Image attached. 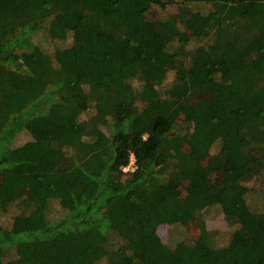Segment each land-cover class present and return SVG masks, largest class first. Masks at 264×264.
<instances>
[{"label":"trees","instance_id":"1","mask_svg":"<svg viewBox=\"0 0 264 264\" xmlns=\"http://www.w3.org/2000/svg\"><path fill=\"white\" fill-rule=\"evenodd\" d=\"M263 175L264 0H0V264H264Z\"/></svg>","mask_w":264,"mask_h":264},{"label":"rangeland","instance_id":"2","mask_svg":"<svg viewBox=\"0 0 264 264\" xmlns=\"http://www.w3.org/2000/svg\"><path fill=\"white\" fill-rule=\"evenodd\" d=\"M193 5L194 6H192V7L194 9L202 10L203 12H205L209 6L207 3H204V2L203 3H194ZM175 10H176V7L174 5H168L166 7V10H162L157 6H153L147 14V19L152 21V22H159V21L166 19L167 15L169 13H174ZM33 41L37 44L40 43V41H41L40 35L38 34L35 37H33ZM69 44H70V39L67 38L64 41L53 40L51 43H45L44 47L47 51L52 53L55 49L61 48V47H67ZM195 46H197V42L194 40H191L188 44V48H193ZM165 68H167V67H165ZM167 70L168 71H167L166 78L162 84L163 87L168 86L172 82L174 75H175L173 69L167 68ZM133 84L135 87H137V88L139 87V83L137 80H134ZM88 114H89V112L83 114L81 116V119H83V120L86 119L88 117ZM27 139H28V136L26 135V133H20L16 137V139L13 141L12 146L20 145L24 141H26ZM216 150H217V144L215 143L211 148V154L212 155L215 154ZM246 185L249 187L250 186L252 187V194L251 195L253 196L254 200H256L258 198V194H257L256 190L259 189V190L264 191V175L259 180L257 177H253L252 179L246 181ZM15 212H16V208L12 206V208L10 209V211L8 213L0 215V224L3 226L9 225V223L11 222L12 216H13V214H15ZM57 213H59L58 210H56V214ZM214 213H215V211L213 212V214ZM53 216H55V214ZM217 220H218V225H216V227H217L216 230L218 232H220L221 230L224 229V224L219 222L220 218H219V216L217 217L216 214H214V216L210 215V217H209V221L211 222L210 227H213L215 225V223H217ZM190 227L192 228V230H193L192 233H193L195 231L193 225L190 224ZM180 233L182 234V232H180ZM157 234L159 235V237L162 240H166V236H167L166 235L167 234L166 226H159L157 228ZM9 257H11V256L7 253L5 259H8Z\"/></svg>","mask_w":264,"mask_h":264},{"label":"built area","instance_id":"3","mask_svg":"<svg viewBox=\"0 0 264 264\" xmlns=\"http://www.w3.org/2000/svg\"><path fill=\"white\" fill-rule=\"evenodd\" d=\"M134 169H135V158L133 154H131L128 164L122 167V171L126 173V172H131Z\"/></svg>","mask_w":264,"mask_h":264}]
</instances>
